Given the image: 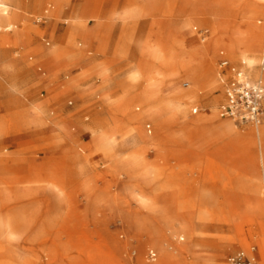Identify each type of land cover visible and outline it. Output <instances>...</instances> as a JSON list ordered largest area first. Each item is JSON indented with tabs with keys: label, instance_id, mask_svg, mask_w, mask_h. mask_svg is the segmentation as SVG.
Segmentation results:
<instances>
[{
	"label": "bare ground",
	"instance_id": "1",
	"mask_svg": "<svg viewBox=\"0 0 264 264\" xmlns=\"http://www.w3.org/2000/svg\"><path fill=\"white\" fill-rule=\"evenodd\" d=\"M110 1L114 6L108 10L107 8L101 10V2L95 5L93 27H89L79 18L63 19L66 10L71 9L73 5L72 0L43 2V16L49 20L63 19L68 31L63 46L33 49V52L41 56L42 62L39 65L30 62L29 66L38 72H45L43 70L45 66L49 69L55 64L64 62L69 63L68 71H72L81 68L79 64L84 61V65L86 64L89 69L83 71L80 76L68 78L70 80L68 87L80 88V80L91 81L94 75L102 79V85L80 88L82 98L86 102L79 112L84 114H78L80 117L78 129L89 140L88 145H77L85 153L84 163L71 170L61 168L50 170L47 174L43 173L49 179L45 183L35 181L30 185L5 186L0 181V240L11 244L26 232H30L32 237L42 238L48 230L59 227L60 233L57 231L55 237L60 239L64 247H69L74 242L77 253L82 257L79 264H147L148 258L146 260L143 257L146 249L150 251V260L155 261L158 255L164 257L168 252V246L165 243L167 235L162 229L171 230L178 223L179 218L171 216V213H177L179 216L181 213L186 214L189 209L186 203L181 202L173 210L170 206L158 203L156 198L159 192L155 189L152 191L151 188L162 175L157 174L151 167L152 162L148 155L150 152L157 155L167 147L204 148L207 147L209 139L216 135L222 143L220 153L224 156H229L234 149L253 151L257 157L259 174L256 178H242L239 184H235L231 177H225L223 187L227 200L220 204L223 214L219 220L232 231V236L224 238L222 243L229 246L237 243L246 246L248 234L256 233L260 235L262 242L260 245L264 247L263 120L251 125L252 128L248 132H241L236 127V121L224 117L217 108L216 105L224 99L222 94L211 101L216 105L210 111L204 109V113L200 116H191L184 105L198 103L199 90L196 87L184 90L179 82L181 70L192 73V77L185 84L191 82L193 86L199 85L200 80L209 70L216 73L212 65V50L219 48L225 49L232 61L248 63L246 69L250 78L264 80V0H169L165 4L163 0H125L122 7L119 5L121 0ZM40 3L41 0H34L28 4L21 0H0V30H12L16 25L14 19L20 13H25L24 9L29 6L36 8L41 6ZM236 6L251 11L243 16V22L231 25L228 21L223 22L218 19L209 42L202 39L203 44L200 46L190 42L195 38L194 23L204 20L207 11L220 14ZM257 6L261 7V12L259 15H254V12H258L255 9ZM162 11L178 18L177 36L169 39L167 43L159 46L148 39L137 40L133 33L128 31L141 21L154 19ZM22 19L23 22L27 21L26 17ZM117 23L121 24L124 33L115 49V54L127 56L130 53L129 46L134 45L140 56L155 60L157 62L155 67L158 65L160 67L150 69L146 61H143L128 78L133 85L142 84L141 91L133 94V88L123 84L125 93L114 98L115 83L111 78L110 69L87 57L90 49L78 50L77 45L80 38L85 40L89 48L97 42L99 43L97 51L105 54L110 46L111 30ZM28 56L30 61H33V57ZM4 67L7 69L10 65ZM214 80L215 83L218 82L215 76ZM221 86L224 92V85ZM97 95H101L104 99L101 106L94 100ZM47 114L45 104H33L18 114L17 122L28 129L41 127L46 123ZM143 121L152 123L154 132L145 130L142 126ZM125 123H131L133 126L126 128ZM56 125L57 132H62L69 139L75 140L72 135L74 127L70 123L60 122ZM129 147L144 149L143 157H127L121 153V150ZM98 155H102L110 162L105 174L87 171L91 158ZM77 179H82L81 187L74 184ZM99 181H109L100 191L101 194L90 184ZM75 193L87 199L93 212L108 199L130 214L136 213V209L132 208V205H135L138 210L144 212L149 222L147 237L151 246L141 241H136L134 244L129 240L122 244L120 236L127 235L122 229L112 233L105 226L103 229L96 227L91 229L90 223L86 220L75 222L66 219L61 214L62 208L69 203ZM38 196H46L43 205L40 203L38 207L34 203L41 213H44L45 209L46 216L41 215L36 218V214L35 216L33 214L29 219L25 216L28 208L22 204ZM104 196H107V200ZM138 210L137 213H140ZM94 214L97 216L98 211ZM205 214L206 211L199 210L194 217L187 215L186 220L179 223L183 240L185 237L187 239L191 237V233L198 228V222L202 223L207 219ZM97 219H91L93 226L98 224ZM195 219L196 222L193 221ZM22 227L24 233L17 232ZM104 234H106L105 238L102 237ZM51 235L54 234H49ZM189 250L190 243L187 242L179 249V253L186 256Z\"/></svg>",
	"mask_w": 264,
	"mask_h": 264
},
{
	"label": "rangeland",
	"instance_id": "2",
	"mask_svg": "<svg viewBox=\"0 0 264 264\" xmlns=\"http://www.w3.org/2000/svg\"><path fill=\"white\" fill-rule=\"evenodd\" d=\"M21 1L28 4L34 0ZM44 1L41 0V6L36 8L29 6L24 9L25 13H20L14 19L16 25L12 30H0V160H2L0 162V181L5 186L30 185L35 181L45 183L47 180L49 181L45 175L48 171L61 168L71 170L85 162V153L80 150L81 147L77 146L88 145L89 143L85 134L80 133L78 129L80 118L78 114H84V112H79L86 102L82 98L80 88L90 85L100 87L102 85V79L98 75H94L91 81L79 79L80 88L68 87L67 84L70 81L68 78L80 76L83 71L89 69L86 64L84 65V61L79 64L81 68L72 71H68L69 63L61 62L49 69H46L45 66L43 69L45 72L36 71L29 66V63L34 62L39 65L42 62L41 56L33 52V49L63 46L68 31V26L64 25V18H79L84 20L89 27H93L95 26L93 17L95 5L101 2V10L103 8L108 10L114 4L110 0H72L71 9L66 10L63 19L57 21L56 19L49 20L43 16ZM167 1L169 0H163L164 4ZM124 2L125 0H121L119 5L122 7ZM255 9L258 12L253 14L259 15L261 7L257 6ZM250 12L245 7L238 6L225 10V12H219L220 14L207 11L204 20L194 23L195 38L190 42L198 46L203 44V40L209 42L214 34V27H216L214 24L217 25L218 19L235 25L243 22V16ZM22 17L24 19L26 17L27 21L23 22ZM32 17H34L33 20ZM176 20L178 18L162 11L154 19L149 18L141 21L128 31L132 32L137 40L148 39L151 43L160 46L177 36ZM123 33L121 24L117 23L111 30L110 46L105 54L97 51L99 45L97 42L89 48L85 40L80 38L77 45L78 50L90 49L87 57L110 69L111 78L115 83L114 98L125 93L123 84L132 87L133 94L141 91L143 85H133L128 78L143 61H146L147 67L150 69L160 67L159 65L155 67L157 65L155 60L144 59L140 56L134 45L129 46L130 53L127 56L116 55L115 49ZM28 55L33 57V61H30ZM212 58V65L216 73L210 70L206 72L197 86H193L191 82L185 84L192 77V73H187L184 70L179 73V82L184 90L195 87L199 90L198 103L184 105L188 108L191 116H200L204 113V109L210 111L216 105H213L211 101L222 94L224 99L216 105L221 111L226 100L225 85L234 78L233 70L242 71L245 75L248 73V69H246L248 63L241 64V62L232 61L225 49L212 50ZM224 61H227L228 65L222 67L221 64ZM7 64L10 67L6 69L4 65ZM214 76L218 81L217 83H215ZM246 76L249 80H261L264 83L263 79H252L248 74ZM221 84L224 85V92ZM97 96L94 100L101 106L104 99L101 95ZM33 104H45L48 113L45 118V125L29 129L20 126V123L17 122L18 114ZM60 122L70 123L74 127L72 135L76 141L55 130L58 127L56 123ZM262 124H264V117ZM251 125L254 124L236 122V127L241 132H248L252 128ZM132 126L131 123H125L126 128ZM142 126L145 130L154 132V126L149 121H143ZM206 146L204 148L167 147L157 155L149 153L148 156L152 162L151 167L157 174L162 175L161 179L154 183L151 188L152 191L155 189L159 192L156 198L158 203L170 206L171 210L175 209V206L180 202L186 203L189 211L186 214L181 213L179 216L177 213H171V216L179 218V221L174 223L175 225L171 230H167L165 227L162 229V232L167 235L165 243L168 246V252L164 257L158 255L154 261L149 259L150 251L146 249L143 252V257L144 259L148 258V260L146 259L147 264H228V259L231 256L241 251H249L252 247L257 249L260 264H264V247L260 245L262 243L260 235L248 234L246 246L239 243L231 246L223 245L224 238L232 236V231L219 220L223 214L220 204L227 200L223 187L225 177H231L235 184H239L242 178H256L259 175L257 157L253 151L238 149H234L229 156L222 155L220 153L222 143L216 135L209 139ZM121 153L127 157L142 158L144 149L129 147L121 150ZM109 166L110 162L102 155H98L91 158L89 165H87V171L105 174ZM107 183L109 181L90 184L101 194L100 191L107 186ZM74 184L81 187L83 181L79 179ZM111 190L113 191V189ZM45 197L38 196L35 199L24 201L22 205L28 208L25 216L29 219L33 214L34 216L36 214V218L41 217V215L45 217V209L44 213H41L36 208L40 206V203L43 205ZM104 198L106 199L107 196ZM132 208L136 209V213L130 214L125 209L115 206L114 202L108 199L106 203L93 212L87 199L83 195L75 193L69 203L62 208L61 214L66 219L75 222L86 220L90 223L89 228L91 229L94 227L103 229L105 226L112 233L117 230H125L127 235L125 237L124 235L120 236L122 244L129 240L134 244L136 241H141L151 246L150 239L147 237L149 222L142 210H138L135 205H132ZM137 210L140 213H137ZM199 210L206 211L207 219L202 223L198 222V228L191 233V237L189 239L185 237L183 240L179 223L184 222L183 220H186L187 215L194 217ZM97 211L98 215L95 216L94 213ZM92 218L100 219H97V225L93 226ZM193 221L196 222V219ZM59 229V227L53 230L47 229L46 235L42 238L39 236L32 237L30 232H26V234L18 236L17 240L11 244L0 240V264H79L82 257L77 253L78 250H76L74 242L69 247H64L61 245L60 239L55 237ZM17 232L24 233L23 227ZM49 234L54 235L49 236ZM128 236L129 239H127ZM102 237L105 238L106 234ZM187 242L190 243L189 254L183 255V257L180 255L179 249Z\"/></svg>",
	"mask_w": 264,
	"mask_h": 264
},
{
	"label": "built area",
	"instance_id": "3",
	"mask_svg": "<svg viewBox=\"0 0 264 264\" xmlns=\"http://www.w3.org/2000/svg\"><path fill=\"white\" fill-rule=\"evenodd\" d=\"M228 65L227 61L221 66ZM234 78L225 85V103L222 115L236 122L257 124L263 120L264 83L252 81L239 70H233ZM228 264H260L256 247L241 251L228 259Z\"/></svg>",
	"mask_w": 264,
	"mask_h": 264
}]
</instances>
